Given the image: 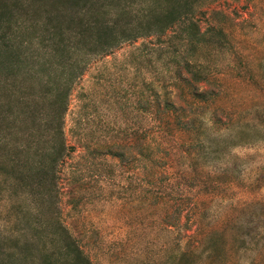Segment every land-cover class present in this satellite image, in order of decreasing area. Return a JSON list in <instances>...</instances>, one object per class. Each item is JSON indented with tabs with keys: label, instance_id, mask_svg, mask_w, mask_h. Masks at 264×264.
I'll list each match as a JSON object with an SVG mask.
<instances>
[{
	"label": "rangeland",
	"instance_id": "obj_1",
	"mask_svg": "<svg viewBox=\"0 0 264 264\" xmlns=\"http://www.w3.org/2000/svg\"><path fill=\"white\" fill-rule=\"evenodd\" d=\"M170 1L85 6L133 35ZM172 1L185 13L165 33L78 57L87 60L61 117L56 187L8 186L11 148L43 146L47 132L25 122L8 135L0 69V264H264V0ZM25 7L19 15L40 31L47 12L79 5ZM186 23L202 34L194 46L181 38ZM12 90L48 111L39 78Z\"/></svg>",
	"mask_w": 264,
	"mask_h": 264
},
{
	"label": "trees",
	"instance_id": "obj_2",
	"mask_svg": "<svg viewBox=\"0 0 264 264\" xmlns=\"http://www.w3.org/2000/svg\"><path fill=\"white\" fill-rule=\"evenodd\" d=\"M38 1L8 0V9L0 5V22L8 15V30L0 31V69L8 73V135L20 134L19 126L25 122L32 127L42 125L47 132L43 146H36L35 139L26 142L24 147L16 145L11 148L12 155L8 158V175L12 181L8 185L10 187H56L55 167L66 150L61 133V117L66 109L70 86L81 74L90 56L103 53L124 40L152 33L163 34L185 13V7L179 1L171 0L163 13L145 23L146 29L131 35L127 32L128 23L116 31V21L111 22L110 11L97 16V13L89 14L85 6L88 0H62L71 9L79 5L78 11L72 9L67 12L58 7L54 13L47 12L43 16L42 29L35 31L33 25L28 23L29 19L21 18L19 14L27 8L25 6ZM181 33V38L185 36L183 39L191 46L202 41V34L191 23H186ZM78 57L87 59L80 61ZM185 64L188 66L187 62ZM34 78L40 79V97L48 102V111L43 115L32 105L35 99L33 94L14 95L12 90L17 83L20 85ZM165 103L169 114L171 105ZM28 158H31L30 164H27ZM62 233L63 250L80 263L79 253L66 233ZM207 256L212 257L209 251Z\"/></svg>",
	"mask_w": 264,
	"mask_h": 264
}]
</instances>
